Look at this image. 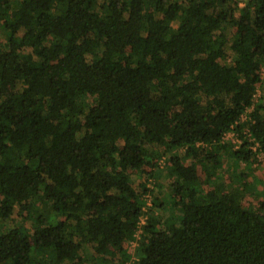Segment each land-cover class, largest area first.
Instances as JSON below:
<instances>
[{
  "label": "trees",
  "instance_id": "16d2710c",
  "mask_svg": "<svg viewBox=\"0 0 264 264\" xmlns=\"http://www.w3.org/2000/svg\"><path fill=\"white\" fill-rule=\"evenodd\" d=\"M224 154L235 183L204 191L196 165ZM161 156L170 207L145 183ZM261 162L264 0H0V264L131 240V264H264V195L243 205L240 181Z\"/></svg>",
  "mask_w": 264,
  "mask_h": 264
},
{
  "label": "rangeland",
  "instance_id": "374dc122",
  "mask_svg": "<svg viewBox=\"0 0 264 264\" xmlns=\"http://www.w3.org/2000/svg\"><path fill=\"white\" fill-rule=\"evenodd\" d=\"M245 0H237V3L239 6H242L244 4ZM3 6V5H2ZM7 11V10H6ZM7 14H3V18L7 19ZM220 156V155H219ZM166 163L163 157H159L156 166H153V169L151 171V175L146 176V186L152 189V194H158L165 203L170 207V194L167 190V177L166 176ZM199 173H200V186L204 191L211 189V183L210 182V176L213 174L220 175L224 181H232V183H235L237 171L241 167L238 168V166H241L239 163L236 162L235 159L230 158L228 155L220 156L219 160V167H216V169L209 168L211 166L209 165H196ZM251 166V167H250ZM249 169H245L244 173H246V176H241V183H244V185L251 190V188L254 190L251 192V195H247L243 197V205L255 209L260 201L261 198H263L264 195V180H263V174H264V162H261V165H250ZM211 173V174H210ZM136 179L138 172H134ZM132 180H135V177H132ZM207 180L209 181L208 183ZM235 185V184H233ZM149 193H145L143 195V198L145 199V195ZM40 201H35L33 205H27V206H21V207H15V212L18 213L17 217H14V220L18 224L21 225V228L25 231H30L31 227H38L40 224H37L34 222V216L33 214L36 212H41V206ZM38 208H37V207ZM174 220L179 219V215L174 212ZM138 235V234H137ZM136 235V236H137ZM137 244L136 240L128 241L127 243L122 244V249H124V255L119 256V253L116 251V247L114 245L108 244L105 248V260L103 264H131L133 261L132 256V249ZM44 253L43 252H36L35 259L38 261L43 260Z\"/></svg>",
  "mask_w": 264,
  "mask_h": 264
},
{
  "label": "built area",
  "instance_id": "2783aa9c",
  "mask_svg": "<svg viewBox=\"0 0 264 264\" xmlns=\"http://www.w3.org/2000/svg\"><path fill=\"white\" fill-rule=\"evenodd\" d=\"M223 140H231V141H237V139H235L234 137H233V134L231 133V132H227V133H225L224 134V136H223V138H222ZM145 197H146V205L148 206L149 204H150V198H149V196H148V194H146L145 195ZM143 222V218H140V220H139V225L141 224Z\"/></svg>",
  "mask_w": 264,
  "mask_h": 264
}]
</instances>
